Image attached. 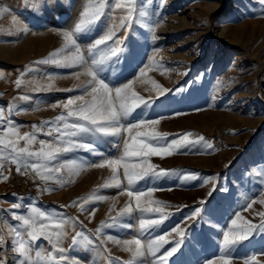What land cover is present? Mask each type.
I'll list each match as a JSON object with an SVG mask.
<instances>
[{"label": "rangeland", "instance_id": "374dc122", "mask_svg": "<svg viewBox=\"0 0 264 264\" xmlns=\"http://www.w3.org/2000/svg\"><path fill=\"white\" fill-rule=\"evenodd\" d=\"M86 3L87 0H47V3L45 0H0V73L3 74L0 76V110L4 115L0 133L8 127V120L19 128L21 135L33 132V125L40 126L42 121H55L57 116L67 115L62 102L84 95L76 86L88 77L81 75L78 80L73 75L83 72L82 68H60L36 62L62 47L63 38L56 30L74 28ZM114 3L115 0H109L106 15L90 33L77 36V43L85 54L88 44L103 35L109 26L118 25L125 15L120 9L111 7ZM160 5L161 0L138 5V8L143 6L149 12V16L144 18L147 26L134 22L130 29L117 32L123 41L119 47L126 51L119 63L104 66L101 78L110 87H119L131 80L132 89L145 99L157 98L156 84L166 89H184L159 97L150 106H141L124 124L135 123L138 119H155L159 123L154 127L157 131L169 133V140L178 138V133L191 132L193 135L189 139L203 136L213 144V149L197 146L171 156H150L149 162L157 165V171L176 170L177 175L140 181L135 186L145 192L148 188H155L151 196L142 197V201H162L160 205L146 206L162 207L166 215L171 214L159 229L151 233L152 236L170 233L177 224L182 228L192 225L189 239L195 238L197 242L193 246L186 241L170 258L169 264H204V261L221 254L223 231L229 229L236 212L254 224L260 223L259 213L264 212V204L259 203L264 199V4L260 0H164L163 7ZM156 11L160 12L159 16ZM25 28L27 31L22 30ZM74 51L67 49L62 54L69 55ZM141 68L145 69L143 75ZM21 73H24L23 77ZM18 78H35L44 84L51 83L53 89L32 92L23 85L17 89L15 81ZM22 95H28L30 100H19ZM85 98L90 99L88 96ZM10 103L16 105L12 112H9ZM53 104L58 106L53 108ZM49 127L44 125L43 132L37 133V140L30 150H38L41 139L55 142V132L53 136L46 135ZM126 137L127 133H124L118 141L108 137L97 143V151L102 156H94L84 150L65 154L61 163L75 159L84 167L79 170V175L71 176V182L63 186L56 185L54 181L45 183L30 168H21L29 187L26 191L19 190V185L10 175L12 171L8 170L10 161H4L3 173L9 178L4 180L5 188L0 191L4 193L13 188L18 196L17 201L9 203L6 208L0 206V235L5 236L7 246L3 251L9 256L10 264L14 254L8 225L18 224L11 219V211L27 214L29 205L53 215V221L45 223L71 218L66 226L67 233L84 231L94 242L82 260L76 253L81 250V254L85 249H79L77 245L69 250L70 245L61 241L53 247L41 240V244L33 249V255L36 250L45 255L52 252L57 259L65 255L66 261L62 264H110V258H118L112 264H122L131 259V254L124 250L122 244L108 237L116 240L146 239L149 233L140 236L139 220L156 219L159 214L145 213L141 216L136 212L132 217H117L120 209L129 202L135 208V200H130L127 195L123 168L119 169L122 186L105 188L102 185L112 182L111 169L92 166L101 163L102 159L122 155ZM117 142L119 148L113 147ZM19 146L24 147V141H20ZM189 173L198 174V179L182 184L183 175ZM62 174L66 180L69 179L67 169ZM211 176H216L217 180L203 183ZM214 185L216 190H213ZM209 192H212L210 196ZM238 194L243 195V200L236 203ZM89 196H104L105 199H93L81 211L80 204ZM74 200L78 203L71 206ZM201 200L206 201L202 218L198 222L187 220L189 211L200 206ZM14 203H21L22 207L11 209ZM250 203L252 207L248 208ZM66 205L69 206L64 207ZM9 209L11 211H7ZM112 218H117L118 226L105 227L97 236L95 230L101 222L113 223ZM75 221L79 223L73 227ZM24 238L27 239L26 234ZM172 246L165 245L157 255ZM59 247L65 252H58L56 249ZM250 255L264 261V234L257 233L238 245L232 254L233 264H243V259ZM143 264H153V258L146 255Z\"/></svg>", "mask_w": 264, "mask_h": 264}, {"label": "snow or ice", "instance_id": "6c2138e0", "mask_svg": "<svg viewBox=\"0 0 264 264\" xmlns=\"http://www.w3.org/2000/svg\"><path fill=\"white\" fill-rule=\"evenodd\" d=\"M152 4L153 0H115L111 7L120 9L125 13L120 18L118 25L109 26L103 35L95 39L87 45L86 54L81 50L77 43V36L81 34L90 33L97 25V22L106 15L105 9L110 7L109 0H87L83 7V11L79 13V20L75 23L72 29H57L56 32L63 38L62 47L50 53L47 58L37 61L38 64L53 65L60 68H74L80 67L83 72L74 73L76 79H80L81 75L88 77V79L76 88L84 92V95H77L62 102V107L67 110V115H59L55 121H42L40 126L33 125V132H24L22 135L17 126L13 125L11 120H8V127L3 128L0 133V177L7 180L9 177L3 173L4 161L9 160L11 164L16 166L17 173H20L21 168L32 172L43 182L54 181L56 185L63 186L71 182V176L79 175V170L84 167L83 164L78 163L77 160H65L60 162L65 154L84 150L92 155H103L97 151L96 144L104 142L105 138H116L117 141L124 134L127 137L123 140V153L118 158L102 159L101 163L93 164V167H109L112 171L111 183H105L102 187L120 188L121 180L119 178V169L123 168V176L127 180V195L135 200V208L129 202L120 209L117 217H132L133 213L139 212L141 216L145 213L159 214L156 219L139 220L140 236L143 237L145 233H149L148 238H132L125 240H116L109 236L108 239L113 240L117 244H122L124 250L131 254V259L122 262V264H143V258L151 256L153 264H169L172 258L186 241L189 244L197 242L195 238L189 239V229L182 228L180 224L171 228V232H165L163 235L152 236L157 229L170 218L171 214H165L162 207H151L146 205H160L163 204L159 200L146 199L142 201V197H150L155 191V188H148L147 192L137 190L136 185L140 181L157 180L168 176L177 175L176 170L157 171V165L149 162L150 156H171L178 151L191 150L202 146L204 149H213V144L206 140L203 136H198L197 139L191 140V132L178 133V138L168 139L169 133L157 131L154 127L159 123V120L138 119L135 123L129 122L125 126L124 121L129 120L132 113L141 106L151 105L159 97H165L170 92H182L183 88L166 89L156 84L158 91L157 98L149 97L145 99L132 89V81L122 84L119 87H110L108 83L101 78V73L104 71V66L111 63H119L120 57L126 49L119 47L123 45L117 32L121 29H130L135 22L136 24L145 25L149 16V12L143 6L138 8V5L143 3ZM264 4V0H260ZM47 3V0H45ZM164 0H161V7H163ZM156 15H160L156 11ZM27 31V29H22ZM11 34V33H10ZM130 34V33H129ZM156 39L155 35L152 37ZM74 49V53L65 55L62 54L64 50ZM151 59V58H149ZM145 72L144 68L140 69L141 75ZM3 74L0 73V76ZM24 73H21V77ZM51 80L52 78L49 77ZM155 84V81H153ZM16 88L19 89L23 85L32 92L51 91L53 86L51 83L44 84L35 78L25 80L18 78L15 81ZM62 91L71 92L73 89H62ZM85 96L90 97L86 99ZM21 101H29L28 95L19 96ZM57 104L51 107H57ZM16 105L9 104V112H12ZM180 115V113H176ZM4 120L3 111L0 110V124ZM55 125L52 127L51 125ZM50 125L46 133L47 136H53L56 133L54 141L39 140V149L36 151L30 150V146L37 140V133L43 132V126ZM141 129H144L141 131ZM20 141H24L25 146L20 147ZM119 142L113 147L119 148ZM2 153H7L3 155ZM55 162V163H53ZM67 169L69 179L63 177V171ZM198 174L189 173L183 175L181 183H188L196 181ZM216 176L206 178L203 183L207 184L210 181H216ZM264 183V181H262ZM51 190V189H47ZM213 190H216L214 185ZM212 192H209L210 196ZM15 195V194H13ZM93 199L104 200V196H89L80 204L81 211L85 210V205L89 204ZM256 201H253L255 203ZM78 201L71 202L74 206ZM205 200L199 202L200 206L190 210L186 216L187 220L198 222L202 218L203 206ZM259 203L264 204V199ZM66 205L64 207H68ZM21 203H14L11 209H20ZM248 208L252 204L247 205ZM11 209L7 211H11ZM182 211V209H178ZM261 220L259 224H254L251 221L244 220L239 212H236L235 218L231 220V226L228 230L223 231V240L220 243V255L212 259L204 261V264H233V252L236 247L242 242L250 240L257 233L264 234V212L259 213ZM11 219L17 221L16 226L8 225V235L13 237L10 241L14 254L11 258V264H62L66 261L65 255H60L59 259L49 252L47 255L42 254L41 251L36 250L33 255V249L38 245L39 241L44 240L49 245L55 247L59 242L68 235L66 226L69 223L68 219H59L53 223H45L44 221H53V215L42 211L37 206L29 205L27 214H18L11 211ZM113 223L101 225L95 230L97 236L105 227L118 226L117 218H112ZM75 221L73 227H75ZM131 227L130 225H127ZM176 234L171 236V234ZM27 236V239L24 236ZM171 237V238H170ZM178 237V238H176ZM72 247L77 245H92L94 242L89 236H86L84 231H76L71 237ZM172 244L173 246L164 250L165 245ZM7 246L4 235H0V264H10V258L5 254L3 249ZM60 253H64L65 249L59 247L56 249ZM113 260L118 258H110V264ZM243 264H264L257 258L256 255H250L243 259Z\"/></svg>", "mask_w": 264, "mask_h": 264}, {"label": "crops", "instance_id": "0c3cea01", "mask_svg": "<svg viewBox=\"0 0 264 264\" xmlns=\"http://www.w3.org/2000/svg\"><path fill=\"white\" fill-rule=\"evenodd\" d=\"M5 183L6 182L4 181V179H2V181L0 180V190L5 188ZM29 190H30V188H29ZM14 192H17V191L14 190L13 188L8 189V191H6L4 193L0 191V195H1V197H0V200H1L0 201V206H1V208H6V205H9V203H13V201H17L18 196L17 195H13V194H15ZM24 193H26V192H24ZM232 194L235 195L234 193H232ZM22 195H24V194H22ZM242 196L243 195L239 196V194H238V196H235V197L239 198V199H237V201L235 200L236 203H239V202H241L243 200V199H241ZM236 203H234L235 206H236ZM235 209H237V208H235ZM74 232H75V230L69 232L68 233V237H65L64 239H62L61 242L66 243V245H71L72 244L71 237L75 234ZM39 244H41V243L39 242ZM72 248H71V250H72ZM81 248L85 249V251H83L80 254L81 250H79V252L77 251L78 254L76 253V255L79 256V258L82 260V258L87 257V253L90 251L91 248H90L89 245H87L86 247L83 246V245H79V249H81ZM95 256H99V255L95 254ZM90 259H92V258H90Z\"/></svg>", "mask_w": 264, "mask_h": 264}, {"label": "built area", "instance_id": "2783aa9c", "mask_svg": "<svg viewBox=\"0 0 264 264\" xmlns=\"http://www.w3.org/2000/svg\"><path fill=\"white\" fill-rule=\"evenodd\" d=\"M8 170L12 171V173L10 174L11 177H13V181L19 185V190H27L29 187V182L27 179V176L25 173H17L16 171V166L14 164H10V166L8 167ZM17 185H16V189H17Z\"/></svg>", "mask_w": 264, "mask_h": 264}]
</instances>
